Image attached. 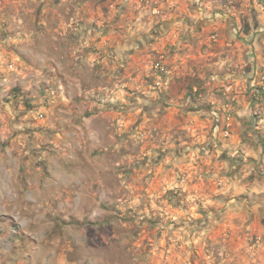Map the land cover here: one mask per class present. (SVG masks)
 <instances>
[{"label": "rangeland", "instance_id": "obj_1", "mask_svg": "<svg viewBox=\"0 0 264 264\" xmlns=\"http://www.w3.org/2000/svg\"><path fill=\"white\" fill-rule=\"evenodd\" d=\"M0 264H264V0H0Z\"/></svg>", "mask_w": 264, "mask_h": 264}, {"label": "built area", "instance_id": "obj_2", "mask_svg": "<svg viewBox=\"0 0 264 264\" xmlns=\"http://www.w3.org/2000/svg\"><path fill=\"white\" fill-rule=\"evenodd\" d=\"M160 71H163L164 70V67H160L159 68ZM228 128H230V123H226V129H225V135H228Z\"/></svg>", "mask_w": 264, "mask_h": 264}, {"label": "crops", "instance_id": "obj_3", "mask_svg": "<svg viewBox=\"0 0 264 264\" xmlns=\"http://www.w3.org/2000/svg\"><path fill=\"white\" fill-rule=\"evenodd\" d=\"M103 39V38H102ZM104 43H105V40H104ZM120 45V44H119ZM225 123H230V128H228V131L231 129V126H232V124H231V122H230V119L229 118H227L226 120H224V125H226Z\"/></svg>", "mask_w": 264, "mask_h": 264}, {"label": "trees", "instance_id": "obj_4", "mask_svg": "<svg viewBox=\"0 0 264 264\" xmlns=\"http://www.w3.org/2000/svg\"><path fill=\"white\" fill-rule=\"evenodd\" d=\"M218 124V120H217V123H216V125Z\"/></svg>", "mask_w": 264, "mask_h": 264}]
</instances>
